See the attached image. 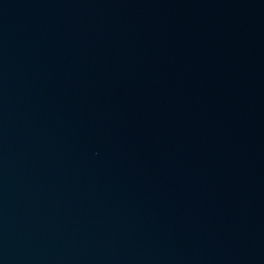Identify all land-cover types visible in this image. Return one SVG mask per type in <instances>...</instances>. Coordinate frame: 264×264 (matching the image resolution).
I'll return each instance as SVG.
<instances>
[{
    "label": "water",
    "instance_id": "95a60500",
    "mask_svg": "<svg viewBox=\"0 0 264 264\" xmlns=\"http://www.w3.org/2000/svg\"><path fill=\"white\" fill-rule=\"evenodd\" d=\"M0 264H264V0H0Z\"/></svg>",
    "mask_w": 264,
    "mask_h": 264
}]
</instances>
